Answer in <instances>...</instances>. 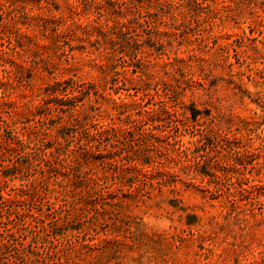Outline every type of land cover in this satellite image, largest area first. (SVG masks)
I'll use <instances>...</instances> for the list:
<instances>
[{"label": "rangeland", "instance_id": "374dc122", "mask_svg": "<svg viewBox=\"0 0 264 264\" xmlns=\"http://www.w3.org/2000/svg\"><path fill=\"white\" fill-rule=\"evenodd\" d=\"M0 264H264V0H0Z\"/></svg>", "mask_w": 264, "mask_h": 264}, {"label": "trees", "instance_id": "16d2710c", "mask_svg": "<svg viewBox=\"0 0 264 264\" xmlns=\"http://www.w3.org/2000/svg\"><path fill=\"white\" fill-rule=\"evenodd\" d=\"M114 66H112V68H113ZM111 68V69H112ZM60 84H54L53 86H52V90H50V89H48V91L51 93V94H53V95H57L58 93H59V91H60V88L58 87ZM48 92V93H49ZM52 102H54V103H56V104H58V105H63V103L61 102V100L60 99H58V98H56V99H54ZM7 173H4V175H6ZM4 246H7L8 245V241L6 240V241H3V243H2Z\"/></svg>", "mask_w": 264, "mask_h": 264}]
</instances>
